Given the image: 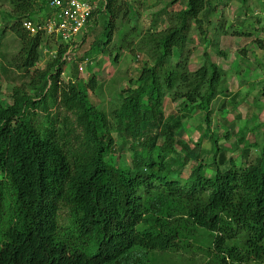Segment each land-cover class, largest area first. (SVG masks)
<instances>
[{
    "label": "trees",
    "instance_id": "16d2710c",
    "mask_svg": "<svg viewBox=\"0 0 264 264\" xmlns=\"http://www.w3.org/2000/svg\"><path fill=\"white\" fill-rule=\"evenodd\" d=\"M38 1L10 0L6 15L20 46L12 61L17 70L35 73V97L0 103V264H264V146L253 145L251 153L246 143L227 157L208 125L210 105L223 92L220 69L206 62L190 73L182 60L170 63L190 42L192 24L202 32L209 0L157 12L146 29L147 44L139 47L150 44L144 53L152 67L142 68L135 85L118 94L120 105L109 115L90 97L99 89L94 73L83 82L73 63L69 79H60L63 48L46 71L35 68L47 40L30 36L22 24L33 18ZM124 6L107 0L105 11L97 10L82 35L84 45L87 37L92 41L80 63L111 56L115 25L127 16ZM99 14L105 21L96 33ZM123 34L114 62L129 42ZM164 93L181 100L183 111L204 113L209 162H198L186 177L202 139L174 133L160 110ZM259 93L264 99V84ZM52 107L66 115L49 120ZM37 109L44 116L39 124L29 117ZM117 149L130 152L129 165L117 163Z\"/></svg>",
    "mask_w": 264,
    "mask_h": 264
},
{
    "label": "rangeland",
    "instance_id": "374dc122",
    "mask_svg": "<svg viewBox=\"0 0 264 264\" xmlns=\"http://www.w3.org/2000/svg\"><path fill=\"white\" fill-rule=\"evenodd\" d=\"M10 0H0V103L4 106L14 105L15 100L35 97V73L19 71L12 61L19 52L18 41L10 34L6 15L11 11ZM123 0L127 16L119 19L115 25L111 41V56L93 59V64L84 67L79 79L88 82L91 74L96 75L99 89L90 97L95 106L109 115L120 105L118 94L135 85L142 68L152 67L153 61L144 53L147 44L146 29L158 17L161 9L177 12L184 8L186 0ZM211 12L202 18V32H198L192 24L188 37L190 42L180 52H173L171 64L181 60L187 64V70L193 73L206 62L214 63L221 72L220 82L222 93L212 101L209 108V136H213L219 145L227 151V157H233L246 143L258 149L264 146V99L259 91L264 84V0H248L241 4L239 0H209ZM129 7V8H127ZM132 16V17H131ZM95 32L103 27L105 18L102 14L96 17ZM129 19V21H128ZM168 24H164L167 27ZM119 33L129 34L128 43H122L118 60L113 61L115 46L120 44ZM123 34V35H124ZM81 37L79 43L82 41ZM91 38L87 37L86 45L80 44L76 51L75 60L65 67L60 79L66 82L71 73L72 64H79V57L89 47ZM143 41V42H142ZM131 44V45H130ZM39 63L35 66L41 72L47 70L49 57L39 50ZM89 62V60H88ZM99 65L97 66V64ZM182 63V62H181ZM89 68V69H88ZM162 73H160L161 75ZM35 85V84H34ZM181 100L173 101L168 93L161 98V113L166 122L175 125L174 133H180L183 140L200 141L195 152L199 156L196 162H191L183 172V177L197 165L198 162H209L212 149L210 141L203 138L206 129L204 113L195 111L187 113L182 110ZM52 107L47 112L48 118L60 121L66 114L57 112ZM31 121L35 124L44 121L42 111L31 110ZM110 118V116H108ZM226 133L233 134L229 141L224 138ZM242 144L238 148L232 147L238 140ZM234 148V152H233ZM235 157V156H234ZM117 163L130 164V152L127 149L114 154ZM237 165H239L237 163Z\"/></svg>",
    "mask_w": 264,
    "mask_h": 264
},
{
    "label": "built area",
    "instance_id": "2783aa9c",
    "mask_svg": "<svg viewBox=\"0 0 264 264\" xmlns=\"http://www.w3.org/2000/svg\"><path fill=\"white\" fill-rule=\"evenodd\" d=\"M105 6L106 0H44L41 21L24 22L23 26L31 35L50 38L55 48L44 53L52 59L60 46L65 47L61 60L69 63L74 60L78 40L87 32L97 10L103 11ZM78 70L83 71L81 65Z\"/></svg>",
    "mask_w": 264,
    "mask_h": 264
},
{
    "label": "clouds",
    "instance_id": "9594fccd",
    "mask_svg": "<svg viewBox=\"0 0 264 264\" xmlns=\"http://www.w3.org/2000/svg\"><path fill=\"white\" fill-rule=\"evenodd\" d=\"M43 4H44V0H42V1H38V3H37V7H36V12H35V14H34V16H33V18H31V19H26L25 21H23V23L24 22H28V21H30V22H33V23H35V22H37V21H41V17H42V13H43ZM106 5H107V0H106ZM105 8H106V6H105ZM105 11V9L103 10V11H101V12H104ZM22 27H23V29L25 30V28H24V26H23V24H22ZM30 36H32V37H34V36H40V37H42L43 39H46L47 40V43H45L43 46H41L40 47V49L39 50H41V52L44 54V55H47L48 57H49V60L50 59H52L51 58V56L50 55H48V54H46V53H44V50L45 49H48V50H50V51H52L54 48H55V44L50 40V38H48V37H44V36H41V35H31L27 30H25ZM77 48H76V51L78 50V47H79V40H78V42H77ZM60 48H65V47H62V46H60L59 48H58V50L60 49ZM64 51H65V49H64ZM57 54H58V51H57ZM63 55V54H62ZM75 56H76V52H75ZM57 58V57H56ZM61 58H62V56H61ZM61 60V59H60ZM74 60H75V57H74ZM73 60V61H74ZM72 61V62H73ZM61 62H64V61H62L61 60ZM72 62H64V63H66V66L67 65H69V64H71ZM89 62L88 61H86V62H81V63H79L78 64V68H79V66L81 65L82 66V68L84 69V67L85 66H87V64H88ZM85 64V65H84ZM90 64H93V63H90ZM78 72H79V70H78ZM83 72V71H82ZM81 72V73H82ZM80 72H79V74H81Z\"/></svg>",
    "mask_w": 264,
    "mask_h": 264
}]
</instances>
